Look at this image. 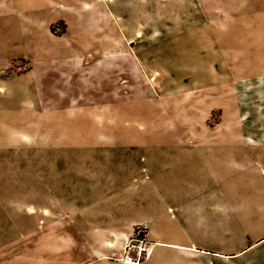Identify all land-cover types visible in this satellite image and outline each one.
<instances>
[{
    "label": "rangeland",
    "instance_id": "1",
    "mask_svg": "<svg viewBox=\"0 0 264 264\" xmlns=\"http://www.w3.org/2000/svg\"><path fill=\"white\" fill-rule=\"evenodd\" d=\"M262 135L264 0H0V264L100 246L110 221L80 233L82 206L146 222L147 264H264ZM210 139L225 158L179 143Z\"/></svg>",
    "mask_w": 264,
    "mask_h": 264
},
{
    "label": "crops",
    "instance_id": "2",
    "mask_svg": "<svg viewBox=\"0 0 264 264\" xmlns=\"http://www.w3.org/2000/svg\"><path fill=\"white\" fill-rule=\"evenodd\" d=\"M97 25H101L100 23H98V20L96 21ZM107 27H109V24L107 25ZM97 31H98V26H96ZM99 29L101 30V32L106 31L104 26L99 27ZM107 34L112 35L110 32ZM113 36V35H112ZM115 44L114 43H110V49H108L109 52H113L115 51V48L113 47ZM130 54V53H129ZM113 59V58H112ZM129 59H126V61H128ZM125 61V59L123 60ZM117 62V65L119 64L118 60L113 59L112 60V65L115 66ZM123 66V65H122ZM235 114V113H234ZM241 122H236L235 119L234 121L229 122L228 124H226L225 122L219 121L217 123H215L214 125H206L207 129H231V130H240L242 129V124H240ZM251 127H258V125L255 126H251ZM242 140V138H240ZM245 140L248 145H251L253 147H263L264 148V137L263 135L260 138H245L243 139ZM179 143H188V145H190V147H192L194 150H198L200 148H202L203 150L206 151V154H209L211 157H213L214 159H217L221 156H223V158H225V154L222 155L221 153L224 151H222L221 145L220 143H222L223 145V149H225L226 146V141L223 140H216V139H210V140H202V141H195V140H189V141H180ZM197 152V151H194ZM250 157L254 158V154H249ZM225 162V161H224ZM258 163V161H255ZM262 173H264V168H262L261 170ZM73 212L74 215L71 216V218L73 219V224L75 227H77L78 231L80 233H83L84 231L88 232L91 226H94V221L96 220H107L110 221L109 224H107L106 227V234H103L100 237V246H96L95 243L92 241V238H90V236H87L85 234H82L83 237L80 238L81 244L79 243H75L73 240L74 238L71 237H67L68 239H65V243L63 244L62 248L60 249L61 253L59 255L63 256L68 250H73L76 249L77 251H81L79 252L80 255L78 257V259H74L71 262H66V264H113L109 261H107V257H108V253H109V247L106 246L108 243H110L112 241V237L109 234H124V237H126V240L130 237L131 234V230H122V227L126 226L124 225L125 222H128V224H130L128 227L131 228V226L136 225V224H140V223H146L143 221H125L122 222V220L118 219L115 216H110V215H106V214H101L98 212L97 209L94 208V206L89 207V206H82V207H78L75 210L71 211ZM87 221L92 222V225L89 224ZM148 240H149V255L148 258L145 259V261L143 262V264H147V262L149 260H151L153 253L155 252V249L158 246V243H161L159 240H155L153 238H150V227L148 226ZM29 237V236H26ZM20 238L17 235L16 238H14L11 243L13 244H17L19 243ZM49 242V241H48ZM44 242L43 246L48 249L49 254H53L52 249H54V247H51V243L49 242ZM94 243V245L92 244V246L89 245V243ZM173 244V243H172ZM171 244V245H172ZM120 250L122 249L123 245L120 246ZM177 247L180 248H186L185 251L189 252L192 255H198V253H202L201 249L199 250L198 248H196L195 246H182V245H177ZM119 257H116L114 260L118 259ZM108 260H110V258H108Z\"/></svg>",
    "mask_w": 264,
    "mask_h": 264
},
{
    "label": "built area",
    "instance_id": "3",
    "mask_svg": "<svg viewBox=\"0 0 264 264\" xmlns=\"http://www.w3.org/2000/svg\"><path fill=\"white\" fill-rule=\"evenodd\" d=\"M148 226L136 224L132 234L122 247L121 255L116 260L117 264H143L149 255V240L147 238Z\"/></svg>",
    "mask_w": 264,
    "mask_h": 264
}]
</instances>
